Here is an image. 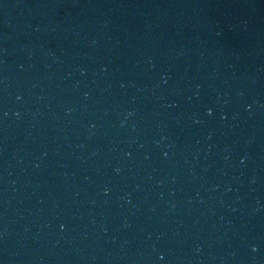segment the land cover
Instances as JSON below:
<instances>
[{"label": "water", "instance_id": "water-1", "mask_svg": "<svg viewBox=\"0 0 264 264\" xmlns=\"http://www.w3.org/2000/svg\"><path fill=\"white\" fill-rule=\"evenodd\" d=\"M0 264H264V0H0Z\"/></svg>", "mask_w": 264, "mask_h": 264}]
</instances>
